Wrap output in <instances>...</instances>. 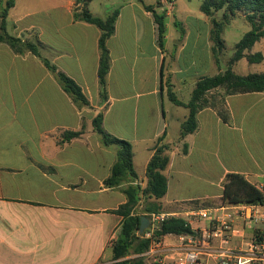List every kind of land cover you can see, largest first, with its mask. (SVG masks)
Instances as JSON below:
<instances>
[{
	"label": "crops",
	"instance_id": "crops-1",
	"mask_svg": "<svg viewBox=\"0 0 264 264\" xmlns=\"http://www.w3.org/2000/svg\"><path fill=\"white\" fill-rule=\"evenodd\" d=\"M138 1L125 0L126 5L112 8L119 15L108 41L107 98L101 96L98 79L102 31L74 19L75 0H16L9 11L7 32L39 42L41 57L72 78L89 105L77 106L39 57L0 43V264L111 262L123 221L113 211L127 202L124 189L145 187L153 147L164 134L175 148L166 172L163 212L214 204L231 173L264 185L259 176L264 171V92L224 96L227 122L213 107L200 110L198 131L185 139L179 134L189 110L167 95L170 83L178 99L188 103L201 78L226 71L235 52L227 55L225 30L226 47L216 52L208 16H187L196 24L175 18L171 23L177 29L169 34L170 17L157 8L165 15L161 46L155 13L147 9L154 3ZM92 4L89 9L96 17L113 12L107 7L101 15ZM1 23L0 17V31ZM259 42L260 50H253L257 42L248 53L264 56V38ZM244 62L249 61H238L233 70ZM259 65L264 70V61ZM99 113L108 133L133 145L138 181L118 187L104 183L117 149L104 146L94 131ZM82 129L81 137L64 140L67 132Z\"/></svg>",
	"mask_w": 264,
	"mask_h": 264
},
{
	"label": "trees",
	"instance_id": "trees-1",
	"mask_svg": "<svg viewBox=\"0 0 264 264\" xmlns=\"http://www.w3.org/2000/svg\"><path fill=\"white\" fill-rule=\"evenodd\" d=\"M93 0H75L74 19L97 26L102 35L99 39V69L98 79L101 96L108 97L107 80L111 68V56L108 49V41L115 32L116 21L119 11H113L106 18L94 16L89 5ZM16 0H6V6L1 13L0 43H5L16 53L31 52L39 57L45 66L52 72L62 89L73 99L79 107L89 105L82 88L72 78L47 60L41 57L39 42L22 41L11 36L6 29V18L9 11L14 8ZM153 11L158 24L159 43L162 46L166 34L165 15L156 12V6H147ZM203 14L211 20V38L215 45V51L221 52L225 49L223 32L239 14L243 15L245 21L251 26L243 38L237 43L234 56L229 61V67L223 73L212 77L201 78L192 93L188 103H184L176 96L172 84L167 86L169 99L178 106L189 110L187 119L181 125V139L189 134H194L199 129L198 114L206 107H213L224 122L230 118V113L224 102V96L260 93L264 92V73L248 75L237 74L233 65L246 58L250 64H261L264 61L262 53H248L253 46L264 38V0H203L201 9ZM219 14H221L219 16ZM179 26V24H178ZM223 94H219L218 91ZM103 113H99L93 120L94 131L101 137L104 146H114L117 149V161L113 166L112 173L105 180L109 187H118L123 183L138 181V175L134 168L133 145L124 139L108 133L103 126ZM84 130L79 132H67L64 140L70 141L83 135ZM174 145L166 141V135L160 137L154 147V154L148 163L146 170V185L131 184L124 193L127 202L118 207L113 213L123 217L119 234L112 245L113 257L107 264H147L143 258L150 246V240L138 236L141 227V215L148 213L163 212L162 200L168 193L169 180L166 172L171 163V155ZM188 153V145L184 144L183 154ZM223 189V201L229 204H264V192L256 185L246 181L240 174L231 173L226 176ZM192 233L190 224L183 218L173 217L166 220L161 227L160 235H183Z\"/></svg>",
	"mask_w": 264,
	"mask_h": 264
},
{
	"label": "built area",
	"instance_id": "built-area-1",
	"mask_svg": "<svg viewBox=\"0 0 264 264\" xmlns=\"http://www.w3.org/2000/svg\"><path fill=\"white\" fill-rule=\"evenodd\" d=\"M242 176L249 181L246 174ZM259 176L264 179V171ZM142 216L149 219V226L137 235L150 240L143 254L147 264H264V204L222 203ZM173 217L185 219L192 233L160 235L162 224Z\"/></svg>",
	"mask_w": 264,
	"mask_h": 264
},
{
	"label": "rangeland",
	"instance_id": "rangeland-1",
	"mask_svg": "<svg viewBox=\"0 0 264 264\" xmlns=\"http://www.w3.org/2000/svg\"><path fill=\"white\" fill-rule=\"evenodd\" d=\"M145 3H154V6H156V9L163 11L164 13L168 14L170 19L166 20V23L168 25V32L171 34L172 31L177 29L172 23L171 20L178 18L183 23H195L194 20L191 22L190 20H187V16H191L193 18H197L199 15H204L201 9V5L203 0H160L159 2L155 3V0H144ZM138 4V0H136ZM113 4V6L111 5ZM117 4L126 5L125 0H93L92 9L94 12L99 13L101 15H105L107 7L110 11H113L112 8L114 5ZM6 6V0H0V16L1 11ZM20 9V8H19ZM127 11V9H125ZM174 14V17H173ZM251 30V26L245 21L243 15L238 16L231 25L227 26L225 29V40L227 44V55L232 56L235 52V45L243 38V35H245L247 32ZM261 47L260 42H258L255 47L254 51H259ZM252 66L250 69L249 67ZM238 73L243 74H251V73H260L263 70V67L259 64H250L249 62H244L239 65L238 68L235 69ZM168 86V85H167ZM220 95L223 94L222 92H218ZM129 119H131L129 117ZM221 197L214 202V204H207L205 207H214L221 205L222 203H225L223 201V191H221ZM196 207H200L198 204L195 205ZM108 256H111V252H108Z\"/></svg>",
	"mask_w": 264,
	"mask_h": 264
},
{
	"label": "water",
	"instance_id": "water-1",
	"mask_svg": "<svg viewBox=\"0 0 264 264\" xmlns=\"http://www.w3.org/2000/svg\"><path fill=\"white\" fill-rule=\"evenodd\" d=\"M149 226V219L146 216L141 217V227H140V233H144V231L148 228Z\"/></svg>",
	"mask_w": 264,
	"mask_h": 264
}]
</instances>
